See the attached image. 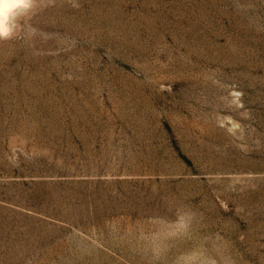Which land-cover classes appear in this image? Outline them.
<instances>
[{
  "label": "rangeland",
  "instance_id": "374dc122",
  "mask_svg": "<svg viewBox=\"0 0 264 264\" xmlns=\"http://www.w3.org/2000/svg\"><path fill=\"white\" fill-rule=\"evenodd\" d=\"M16 10L0 264H264V0Z\"/></svg>",
  "mask_w": 264,
  "mask_h": 264
},
{
  "label": "clouds",
  "instance_id": "9594fccd",
  "mask_svg": "<svg viewBox=\"0 0 264 264\" xmlns=\"http://www.w3.org/2000/svg\"><path fill=\"white\" fill-rule=\"evenodd\" d=\"M30 0H3L0 3V36L8 34V28L4 26V22L8 19V14L18 7H27Z\"/></svg>",
  "mask_w": 264,
  "mask_h": 264
},
{
  "label": "bare ground",
  "instance_id": "6f19581e",
  "mask_svg": "<svg viewBox=\"0 0 264 264\" xmlns=\"http://www.w3.org/2000/svg\"><path fill=\"white\" fill-rule=\"evenodd\" d=\"M18 8H21V7H18ZM18 8H15V9H13L11 12H9V14H8V19H9V17H10V15L12 14V13H14V11L16 10V9H18ZM17 11V10H16ZM8 19L4 22V26L5 27H7V28H9L8 26ZM9 31V30H8Z\"/></svg>",
  "mask_w": 264,
  "mask_h": 264
},
{
  "label": "snow or ice",
  "instance_id": "6c2138e0",
  "mask_svg": "<svg viewBox=\"0 0 264 264\" xmlns=\"http://www.w3.org/2000/svg\"><path fill=\"white\" fill-rule=\"evenodd\" d=\"M3 2V0H0V3H2Z\"/></svg>",
  "mask_w": 264,
  "mask_h": 264
}]
</instances>
